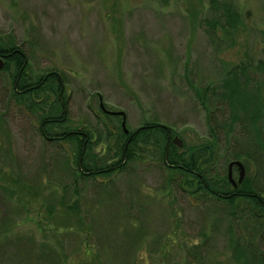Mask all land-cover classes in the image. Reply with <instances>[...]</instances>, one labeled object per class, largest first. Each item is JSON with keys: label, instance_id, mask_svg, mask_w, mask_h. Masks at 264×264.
<instances>
[{"label": "rangeland", "instance_id": "1", "mask_svg": "<svg viewBox=\"0 0 264 264\" xmlns=\"http://www.w3.org/2000/svg\"><path fill=\"white\" fill-rule=\"evenodd\" d=\"M231 1L243 25L229 47L205 32L210 0H0V35L22 45L37 72L63 74L72 128H96L102 140L106 124L119 129L122 117H106L103 102L126 113L129 130L155 120L200 145L208 129L195 90L246 57L264 61V0ZM9 86L0 72V264H40L44 247L62 264H236L228 206L167 184L154 158L75 183L39 136L36 115L6 97ZM16 181L36 199L14 190ZM71 204L78 221L63 213ZM64 226L74 227L56 231Z\"/></svg>", "mask_w": 264, "mask_h": 264}, {"label": "trees", "instance_id": "2", "mask_svg": "<svg viewBox=\"0 0 264 264\" xmlns=\"http://www.w3.org/2000/svg\"><path fill=\"white\" fill-rule=\"evenodd\" d=\"M202 24L212 45L224 43L229 47L236 42L243 18L233 1L210 0L209 15ZM0 58L4 61L0 72L9 74L6 97L10 95V101L26 105L36 115L39 136L48 146L57 148L62 170L71 174L75 183L101 177L110 179L125 171L130 162L154 158L163 169L167 184L184 195L198 196L197 200L207 202L212 198L228 206L224 220L230 224L228 238L236 264H264L263 60L256 62L246 57L226 69L217 85L195 90L205 111L207 141L179 148L173 143L176 131L155 120L128 129L129 133L122 126L112 132L106 124L104 140L96 128H72L70 96L61 72L52 69L37 72L26 49L15 39L2 35ZM104 113L108 118L112 115ZM101 145L106 147L104 153L97 151ZM236 160L244 164L246 175L234 187L228 178V165ZM251 168L253 176L249 174ZM14 190L30 200L38 196L33 187L18 181ZM73 205H63L64 209L68 208L63 213L68 219L75 215L74 220L78 221L81 217ZM51 210L49 213H53ZM246 212L249 219L242 218ZM72 227L64 226L56 231L65 234ZM51 250L44 247L40 264H62Z\"/></svg>", "mask_w": 264, "mask_h": 264}, {"label": "water", "instance_id": "3", "mask_svg": "<svg viewBox=\"0 0 264 264\" xmlns=\"http://www.w3.org/2000/svg\"><path fill=\"white\" fill-rule=\"evenodd\" d=\"M4 67V61L3 59L0 58V69ZM100 106L102 108L103 111L109 113V114H112V115H116V116H121L122 117V128L124 130L125 133H129V130L127 129L126 127V113L124 111H110L108 109H106V107L104 106L103 102L100 103ZM173 143L175 145H177L179 148H182L184 143H183V140L180 139L178 136H175L173 138ZM233 166H237L238 170H239V175H238V180L235 181L232 177V169H233ZM245 175H246V170H245V166L244 164L241 162V161H232L229 163L228 165V178L229 180L232 182V184L234 186L237 185V183H241L244 178H245Z\"/></svg>", "mask_w": 264, "mask_h": 264}, {"label": "flooded vegetation", "instance_id": "4", "mask_svg": "<svg viewBox=\"0 0 264 264\" xmlns=\"http://www.w3.org/2000/svg\"><path fill=\"white\" fill-rule=\"evenodd\" d=\"M235 172H237V178H235V176H234V174H235ZM238 175H239V170H238V168H237V166H233V169H232V177H233V179L235 180V181H237L238 180ZM230 181V180H229ZM230 183L232 184V182L230 181ZM242 183V182H241ZM240 184V183H239ZM233 185V184H232ZM234 186V185H233ZM238 186V183H237V185L236 186H234V187H237Z\"/></svg>", "mask_w": 264, "mask_h": 264}]
</instances>
